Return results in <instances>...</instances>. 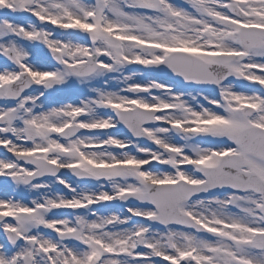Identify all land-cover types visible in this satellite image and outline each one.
Listing matches in <instances>:
<instances>
[{
  "label": "snow or ice",
  "instance_id": "snow-or-ice-1",
  "mask_svg": "<svg viewBox=\"0 0 264 264\" xmlns=\"http://www.w3.org/2000/svg\"><path fill=\"white\" fill-rule=\"evenodd\" d=\"M0 58V264H264V0H0Z\"/></svg>",
  "mask_w": 264,
  "mask_h": 264
},
{
  "label": "bare ground",
  "instance_id": "bare-ground-1",
  "mask_svg": "<svg viewBox=\"0 0 264 264\" xmlns=\"http://www.w3.org/2000/svg\"><path fill=\"white\" fill-rule=\"evenodd\" d=\"M122 86H123V85H121V87H122ZM117 151H119V150H117ZM61 175H62V176H69V175H71V176L74 177V175H73L69 170H61ZM57 187H58V186H54V188H56V189H55L56 191H62L63 194H65V195H69L68 190H67V189H64L62 185H61L60 187H58V188H61V189H58ZM88 187H89V188H93V189L96 188V187H94L93 185H89ZM15 193H16V191L13 189V194H15ZM33 195H34V194H32V193L24 192V194H21V193H20V196H19L18 198H20V199H24L25 196H26V197H27L26 202H28L30 199L33 198Z\"/></svg>",
  "mask_w": 264,
  "mask_h": 264
},
{
  "label": "rangeland",
  "instance_id": "rangeland-1",
  "mask_svg": "<svg viewBox=\"0 0 264 264\" xmlns=\"http://www.w3.org/2000/svg\"><path fill=\"white\" fill-rule=\"evenodd\" d=\"M46 51V50H45ZM73 87H75V85H72ZM147 167V166H146ZM161 168V170L165 169L166 167L163 166H159Z\"/></svg>",
  "mask_w": 264,
  "mask_h": 264
}]
</instances>
